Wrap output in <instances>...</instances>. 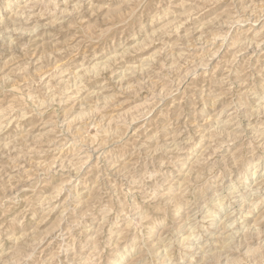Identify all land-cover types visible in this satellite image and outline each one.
Masks as SVG:
<instances>
[{
    "label": "rangeland",
    "instance_id": "obj_1",
    "mask_svg": "<svg viewBox=\"0 0 264 264\" xmlns=\"http://www.w3.org/2000/svg\"><path fill=\"white\" fill-rule=\"evenodd\" d=\"M0 264H264V0H0Z\"/></svg>",
    "mask_w": 264,
    "mask_h": 264
}]
</instances>
